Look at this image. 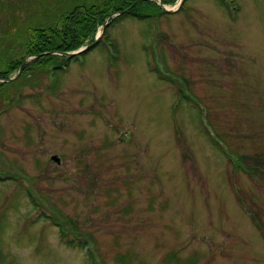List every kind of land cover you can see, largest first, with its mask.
<instances>
[{"label":"rangeland","instance_id":"374dc122","mask_svg":"<svg viewBox=\"0 0 264 264\" xmlns=\"http://www.w3.org/2000/svg\"><path fill=\"white\" fill-rule=\"evenodd\" d=\"M151 1L0 88V264H264V0Z\"/></svg>","mask_w":264,"mask_h":264},{"label":"trees","instance_id":"16d2710c","mask_svg":"<svg viewBox=\"0 0 264 264\" xmlns=\"http://www.w3.org/2000/svg\"><path fill=\"white\" fill-rule=\"evenodd\" d=\"M134 1L135 0H96V6H87L84 3H78L73 5L70 8L71 10H64L61 16L57 13L55 14V8H52L50 16H53L50 17V26L32 25V23L26 22L25 14L23 12L17 14L13 10L11 14L8 13V10L10 11V6L5 3L3 7L6 5V8L8 9L4 13L12 19L13 15L17 14L19 26L16 28L15 32L5 31L2 33L0 29V63H4V66H0V79H8L9 73L19 70L25 59L29 56L35 57L27 63L23 73H28L30 76L36 68L42 67L43 64L52 63L66 52L78 50L79 47L90 38V33L93 29H95V27L97 28L99 25H102L113 13L121 12L122 10L129 8ZM156 7L159 9V6H156V4L150 0L139 3L130 10L122 13L123 16L132 14L133 16L135 15L138 18L144 19L149 17L150 12H152L153 8ZM146 9L152 10L146 12ZM123 16H111L109 18L107 23L108 27L105 29V38L110 35L108 29L111 26H115L116 22H118V20ZM12 21L14 22V19ZM91 40H95L94 35L91 37ZM95 46L97 45L91 47V50ZM85 53L86 52L78 54L73 59L78 60L79 57L84 56ZM73 59L71 57H65V61L63 63L54 65V67L48 69L47 73L50 74L55 73L58 70L62 71V69H67ZM7 84H9V82H0V88ZM15 84L16 80L13 81V85ZM178 93L180 99L188 98L182 89H179ZM228 158L231 163L236 162L233 157L229 156ZM259 158H261V156ZM237 161L238 164H236L241 169H243L241 167L243 166L247 172L252 171L251 173L258 175L260 172H264V164L262 167H259L258 163H256V166L251 165L250 168L245 163L246 160L238 158ZM0 178L2 177L0 176ZM78 240L79 241L69 239L67 243L68 245L76 244V246L86 248V252L89 254L88 242L79 238ZM91 260H93V258L90 256L89 262H91Z\"/></svg>","mask_w":264,"mask_h":264},{"label":"water","instance_id":"95a60500","mask_svg":"<svg viewBox=\"0 0 264 264\" xmlns=\"http://www.w3.org/2000/svg\"><path fill=\"white\" fill-rule=\"evenodd\" d=\"M143 1H148V0H136L131 6H134V5H136V4L140 3V2H143ZM165 10L172 11V10H170V9H168V8H165ZM173 11H176V8H175ZM103 28L105 29V26H103ZM97 41H98V39H95V40H94L92 43H90L87 47L82 48V49H80V50L74 52L73 54L70 53V52H66V53H64V54H72V55H74V54H76V55L81 54V53H83V52H86L87 49L93 47V46L97 43ZM72 55H71V56H72ZM34 57H35V56H31V57L26 58L25 61H24V63L21 65V67H20V69H19V71H18V73H17L16 75H14L13 77H10V78H8V79H0V81H1V82H5V81H9V82H11V81H14L15 79H17V78L20 76V74L23 72V70L25 69L27 63H28L32 58H34ZM52 158H53L55 161H57V162L60 161V158H59L58 156H56V155L52 156Z\"/></svg>","mask_w":264,"mask_h":264},{"label":"flooded vegetation","instance_id":"af4514ba","mask_svg":"<svg viewBox=\"0 0 264 264\" xmlns=\"http://www.w3.org/2000/svg\"><path fill=\"white\" fill-rule=\"evenodd\" d=\"M148 1H150V0H148ZM105 31V30H104ZM105 35V34H104Z\"/></svg>","mask_w":264,"mask_h":264}]
</instances>
